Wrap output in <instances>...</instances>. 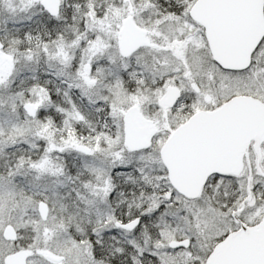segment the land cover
I'll return each mask as SVG.
<instances>
[{"label": "snow or ice", "instance_id": "6c2138e0", "mask_svg": "<svg viewBox=\"0 0 264 264\" xmlns=\"http://www.w3.org/2000/svg\"><path fill=\"white\" fill-rule=\"evenodd\" d=\"M0 264H264V0H0Z\"/></svg>", "mask_w": 264, "mask_h": 264}]
</instances>
